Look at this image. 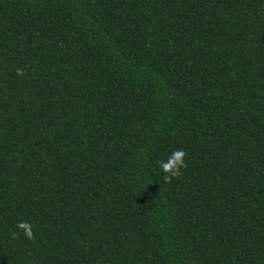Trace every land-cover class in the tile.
I'll use <instances>...</instances> for the list:
<instances>
[{
    "label": "trees",
    "instance_id": "16d2710c",
    "mask_svg": "<svg viewBox=\"0 0 264 264\" xmlns=\"http://www.w3.org/2000/svg\"><path fill=\"white\" fill-rule=\"evenodd\" d=\"M0 264H264V0H0Z\"/></svg>",
    "mask_w": 264,
    "mask_h": 264
},
{
    "label": "clouds",
    "instance_id": "9594fccd",
    "mask_svg": "<svg viewBox=\"0 0 264 264\" xmlns=\"http://www.w3.org/2000/svg\"><path fill=\"white\" fill-rule=\"evenodd\" d=\"M18 75H22L23 72L18 69ZM186 153L183 150L173 151L166 161L160 162L161 171L165 174L163 180L165 183L171 182L172 179L178 178L181 174V169L185 166ZM19 231H22L26 238L32 239L33 233L31 225L28 222L22 221L16 225ZM17 233L13 232L12 237L16 238Z\"/></svg>",
    "mask_w": 264,
    "mask_h": 264
}]
</instances>
